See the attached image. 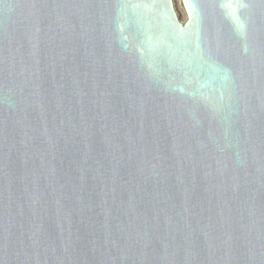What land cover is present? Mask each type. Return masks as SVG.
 Instances as JSON below:
<instances>
[{
    "label": "water",
    "instance_id": "water-1",
    "mask_svg": "<svg viewBox=\"0 0 264 264\" xmlns=\"http://www.w3.org/2000/svg\"><path fill=\"white\" fill-rule=\"evenodd\" d=\"M0 0V264H264V0Z\"/></svg>",
    "mask_w": 264,
    "mask_h": 264
},
{
    "label": "rangeland",
    "instance_id": "rangeland-1",
    "mask_svg": "<svg viewBox=\"0 0 264 264\" xmlns=\"http://www.w3.org/2000/svg\"><path fill=\"white\" fill-rule=\"evenodd\" d=\"M175 3H176L178 13L180 14L182 20H186V13H185L183 7L181 6L180 0H175Z\"/></svg>",
    "mask_w": 264,
    "mask_h": 264
}]
</instances>
